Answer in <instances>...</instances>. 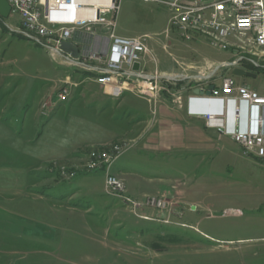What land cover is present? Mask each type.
Wrapping results in <instances>:
<instances>
[{
    "label": "rangeland",
    "instance_id": "1",
    "mask_svg": "<svg viewBox=\"0 0 264 264\" xmlns=\"http://www.w3.org/2000/svg\"><path fill=\"white\" fill-rule=\"evenodd\" d=\"M169 18L166 5L121 0L117 33L146 35L147 59L154 55L160 71L199 72L233 58L204 37L167 36ZM17 20L0 16V264H264V165L256 156L230 137L203 156L130 148L112 166L132 175L127 195L168 203L125 206L105 191L104 170L87 168L91 151L110 145L94 146L106 136L104 98L91 97L90 87L58 109L50 97L41 108L65 67L16 32ZM258 64L250 71L256 76L235 79L264 94V62Z\"/></svg>",
    "mask_w": 264,
    "mask_h": 264
},
{
    "label": "built area",
    "instance_id": "2",
    "mask_svg": "<svg viewBox=\"0 0 264 264\" xmlns=\"http://www.w3.org/2000/svg\"><path fill=\"white\" fill-rule=\"evenodd\" d=\"M8 1L12 7L10 16H18L16 32L28 36V40L35 44L50 49V54L55 55V58H62L59 64L70 67L86 66L91 71V78L107 87L115 97L130 91L156 100L165 93L178 107H183L184 98L179 85L183 76L180 73L160 72L154 55V70L148 72L145 61V55L151 53L148 37H129L117 33L121 0ZM145 1L168 7L170 18L165 31L167 36L176 31L184 40L204 37L214 48L233 51V59L206 67L209 71L208 79H216L220 75L219 83L215 81L193 88L206 91L213 84L214 89L208 96H223V99L232 103V127H228L224 118L211 110L200 113L199 116L205 119L209 127L230 136L245 154L264 160V94L246 84L237 83L233 75L235 67L251 71L249 64L258 66L259 60L264 62V0ZM232 34H241L243 50L234 49ZM64 41L77 44V57L62 49ZM253 46H261V53H253ZM136 63H139V69H135ZM204 74L201 72L197 77L198 84L204 81ZM61 81L62 84L56 91V99L66 101L77 82L72 79L71 74H67ZM243 104L256 111L251 116L254 129L241 127ZM123 151L122 144L93 149L87 163L88 170H104L105 191L120 197L125 206L130 205L135 211L146 205L156 209L161 206L165 208L168 200L164 198L149 196L145 201H139L127 195L124 180L111 172L112 165ZM139 216L148 218L142 214Z\"/></svg>",
    "mask_w": 264,
    "mask_h": 264
},
{
    "label": "crops",
    "instance_id": "3",
    "mask_svg": "<svg viewBox=\"0 0 264 264\" xmlns=\"http://www.w3.org/2000/svg\"><path fill=\"white\" fill-rule=\"evenodd\" d=\"M16 23L17 24L11 25H18V20ZM81 47L82 46L80 45V48ZM147 58L148 54L145 55L146 70L152 72L155 64L152 57L150 60ZM61 60L62 58H60L59 61ZM149 61L153 62L152 68L148 65ZM60 65L65 67V74L67 75L70 73L72 79L77 82V84L72 87L70 96L73 95V93L79 95V97L85 96V92H88V88L93 87L92 89H89L90 96L94 97V99H99V96L101 95L100 97L104 98V101L103 99L101 101L103 106L100 108V116L105 114V117L107 118V125L101 127V130L105 132L106 136L102 137V139L94 144V146H105L113 142H119L124 146V151L121 156L126 154L129 149L133 147H138L140 152L160 156L166 153H178L181 155L185 153H194L195 155L203 156L206 153H212L222 149L221 142H223L224 138L230 137L228 135L220 134L215 128L209 127L206 124L205 119L199 116L200 113L211 110L212 112L221 115L228 127H232L233 124V106L231 102H227L223 99V96L209 97L206 94H195L193 91L194 87L205 86L206 84L215 81L216 83L220 82V78H218L220 75H218L216 79H208L209 71L206 70V68L199 72H190L183 67L172 71L159 70L162 73H180L183 76L180 80V88L182 89L184 105L180 108L173 102L172 98L165 93L161 94L156 100L136 95L130 91H127V93H124L120 97H115L107 87L96 83L90 77V73L89 75L87 72L75 70L73 67H70L72 68V70H70L68 69V66ZM201 72L205 73L203 76L204 81L198 84L197 77ZM57 88V84H54L46 96L42 98L43 100L40 104L41 108H43V105L49 97L50 105L54 104L53 107L56 109H58L59 105L64 102L57 101ZM97 108L98 107H95L94 109ZM242 111L241 127L243 129H254L255 124L251 120V116L256 114L255 109L243 104ZM78 154H81V152ZM257 160L264 165L263 159L258 158ZM112 169L113 168H111V172L113 171V174L124 180L127 194H129L131 189L127 184H129V181L131 180L129 178L132 175L127 172L126 168H123V170L120 169L116 172ZM167 193L168 192L165 191L164 195ZM136 195H138V197H143L151 194L139 193ZM3 225L1 226L4 228L13 229V227Z\"/></svg>",
    "mask_w": 264,
    "mask_h": 264
},
{
    "label": "water",
    "instance_id": "4",
    "mask_svg": "<svg viewBox=\"0 0 264 264\" xmlns=\"http://www.w3.org/2000/svg\"><path fill=\"white\" fill-rule=\"evenodd\" d=\"M11 4L9 3L8 0H0V16L3 18H7L10 16L11 13ZM62 49L67 52L71 53L73 57H77L79 55V49L76 45H74L70 41H64L62 43ZM135 69H139V63L135 64ZM233 75L235 76H256L250 71H247L243 67H235L233 69ZM214 89V85H209L208 89L206 91L202 89H195L194 93L195 94H206V95H211L212 90Z\"/></svg>",
    "mask_w": 264,
    "mask_h": 264
},
{
    "label": "bare ground",
    "instance_id": "5",
    "mask_svg": "<svg viewBox=\"0 0 264 264\" xmlns=\"http://www.w3.org/2000/svg\"><path fill=\"white\" fill-rule=\"evenodd\" d=\"M233 36L236 37V39H232V42H234V49H236V50H243L244 49V42H241V34H232V37ZM25 37L28 38V36H25ZM255 47H261V46H253V53H257L255 51ZM48 50H50V49H48ZM76 67L78 68V70H81V71L87 72L88 74L89 73L91 74V71L88 70V68H86V66H76Z\"/></svg>",
    "mask_w": 264,
    "mask_h": 264
},
{
    "label": "trees",
    "instance_id": "6",
    "mask_svg": "<svg viewBox=\"0 0 264 264\" xmlns=\"http://www.w3.org/2000/svg\"><path fill=\"white\" fill-rule=\"evenodd\" d=\"M248 64V63H247ZM248 67H249V70H251L252 71V69H255V68H257L255 65H248Z\"/></svg>",
    "mask_w": 264,
    "mask_h": 264
}]
</instances>
